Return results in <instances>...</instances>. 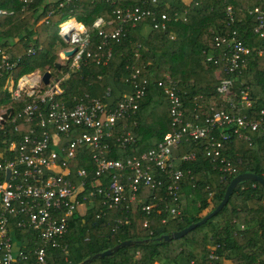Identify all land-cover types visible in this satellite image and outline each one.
Wrapping results in <instances>:
<instances>
[{"label": "trees", "instance_id": "1", "mask_svg": "<svg viewBox=\"0 0 264 264\" xmlns=\"http://www.w3.org/2000/svg\"><path fill=\"white\" fill-rule=\"evenodd\" d=\"M144 1L127 0L113 5L110 0H75L71 3L33 0L24 5L21 0H0V9L7 12L0 14V54L7 55L10 61L18 60V65L10 73L4 72L0 79V107H10L16 114L26 101L24 98L19 102L10 100L9 81L15 85L23 76L53 70L59 80L68 74L59 83L62 93L54 97L57 103L69 107L94 98L113 108L124 95L117 99H111L112 96L120 87L132 89L127 79L138 72L140 78L147 80L145 95L138 101L136 113L117 123L113 138L108 140V151L104 152L108 159L139 157L154 149L171 130L169 102L164 93L168 81L182 102L185 122L203 125L207 115L229 111L228 104L217 91L218 73L222 78L233 80L235 93L248 88L252 106L245 108L242 114L259 118L260 112H264V41L253 33L254 21L248 12L254 7L264 8V0H194L189 7L181 0H175L169 8L163 0L156 8L158 18L161 14L172 18L174 12H186L185 21L171 19L166 30H152L146 38L141 36L140 29L144 23L151 25L148 18L135 25L124 24L118 41L105 40L93 27L97 18L115 20V9L143 6ZM228 6L234 11L231 26L227 25ZM69 18L83 24L90 37L88 51L91 56L84 57L74 72L69 71V65L61 66L59 70L55 67L59 59L58 47L67 46L58 34L59 26ZM117 24L104 26L105 33L113 31ZM232 30L237 32L239 40L252 48L245 56V68L228 75L221 59L225 50L223 46H215L214 38L217 33ZM169 33L174 36L171 38ZM51 77H54L52 73ZM262 117L264 120V114ZM32 125L23 119L6 125L0 132V150L6 146L1 141L19 142ZM127 128L133 137L121 147L117 139L126 135ZM220 132L228 135L221 157L235 172H222L219 159L204 155L205 141L185 142L177 154L194 152L196 160L177 164L178 169L190 171L179 183L180 215L170 216L168 198L157 202L149 215L142 212L137 203L127 211L116 212L103 207L100 199L95 198L92 204L86 203L87 210L83 215L78 213L69 219L68 232L61 240L67 248L66 254L48 246L44 264H79L95 254L113 250L125 241L132 244L88 264H264V186L256 181L238 184L218 214L182 238L158 240L197 223L215 209L235 176L250 173L264 179V121L256 132L245 133L249 140L233 134L231 129L222 128H217L211 137L218 138ZM71 140L72 135L62 136L61 145L65 146ZM90 156L89 150L78 149L76 160L68 162L72 175L79 168L90 173L86 189L95 185L92 177L95 164ZM110 175L105 174V184ZM117 219L128 223L113 231ZM13 236L28 255L26 260L15 264H36L33 254L29 253L35 235L31 231L15 229ZM211 248L219 260L208 259Z\"/></svg>", "mask_w": 264, "mask_h": 264}, {"label": "built area", "instance_id": "2", "mask_svg": "<svg viewBox=\"0 0 264 264\" xmlns=\"http://www.w3.org/2000/svg\"><path fill=\"white\" fill-rule=\"evenodd\" d=\"M21 1L28 5L33 0ZM73 1L65 0L66 3ZM162 1L145 0L143 6L115 9V20L97 18L93 27L105 40L118 41L123 33L122 26L127 23L135 25L148 18L152 21V30H166L171 19L185 21L183 13H173L172 18L161 14L158 18L156 8ZM6 13L0 9L1 15ZM226 14L227 25H233L234 11L231 6L227 7ZM248 14L254 21L253 33L264 41V8L254 7ZM115 22L118 23L117 27L105 33L104 26H113ZM58 34L68 45L67 50L75 49L67 65L69 71L74 72L84 57L91 56L88 51L90 37L85 26L75 18L60 24ZM236 34L232 30L217 33L214 38L215 46H223L225 50L221 59L228 75L245 68V56L252 48L239 40ZM65 35L67 40L64 39ZM169 36L172 38L174 34L169 33ZM17 65L18 60L10 61L7 55L0 54V79L4 72L10 73ZM42 75L37 71L23 76L15 85L12 81L8 82L11 85H7L10 100H26L19 112L14 114L11 108L12 112L7 113L10 107H0V132L4 131L6 125L15 124L19 119L33 124L19 142L11 141L8 144L6 140L1 141L6 146L0 150V264H15L28 257L14 240L15 229L31 231L35 235L29 253L33 254L36 264H44L48 246L61 249L66 254L67 248L61 244V240L68 232L69 219L78 213L83 215L87 210L86 203L92 204L95 198L100 199L103 207L116 212H122L123 209L127 211L133 203H137L146 215L156 208L157 202L168 198L170 216L180 215L179 183L190 171L178 169L177 164L196 160L194 152L181 156L177 154L184 143L205 141L204 155L213 160L219 159V169L226 174H233L235 170L231 164L221 157L223 142L228 139V135L225 132H220L218 138L211 135L217 128L231 129L233 134L249 140L245 133L256 132L264 121L263 111L259 118L242 114L245 108L252 106L248 88H242L239 94L235 93L232 90L233 80L222 78L218 73L220 84L217 91L228 104L229 111L220 110L207 115L203 125L185 122L182 102L173 84L168 81L164 93L169 102L171 130L154 149L139 157L108 159L104 156L109 148L108 140L113 138L119 121L136 113L138 101L145 95L147 80L140 78L138 72L132 73L127 79L132 85L130 93L125 94L113 108L94 98L66 107L57 103L54 97L62 93L59 83L68 74L57 81L51 77L48 85L42 83ZM71 135L72 140L62 146L61 137L68 138ZM132 137V132L127 128L126 135L118 138L117 142L124 147ZM83 148L89 150L95 164L92 175L95 185L90 189H86L90 173L85 168H79L72 175L68 164L76 160L78 149ZM106 173H111L107 184L103 180ZM161 189H164L163 193ZM127 223V220L117 219L112 230L117 231L120 225ZM146 225L147 221L144 227ZM208 259L219 260L214 248L210 249Z\"/></svg>", "mask_w": 264, "mask_h": 264}, {"label": "water", "instance_id": "3", "mask_svg": "<svg viewBox=\"0 0 264 264\" xmlns=\"http://www.w3.org/2000/svg\"><path fill=\"white\" fill-rule=\"evenodd\" d=\"M64 39L67 40L68 37L65 35ZM75 53V49H70L67 51H64L63 55H64V59L68 60L70 59L73 54ZM67 62L64 63V66H67ZM62 66L61 63H55V67L59 70L60 67ZM51 79V73L49 71H45L43 72L42 75V83L44 85H48ZM55 80L57 81L58 78L56 77ZM12 109L8 108L7 109V113H11ZM6 118V115H4V119ZM245 181H256L261 183L264 186V179L254 175V174H250V173H245V174H240L235 176L229 183L226 192L224 194V197L222 199V201L220 202V204L213 209L210 213H208L207 215H205L200 221H198L197 223L191 224L190 226H188L187 228L183 229L182 231L179 232H174L171 235H164L160 238H158L159 241H169L170 239H180L183 236H185L187 233H189L190 231H192L193 229H195L198 226H201L203 224H205L209 219H211L212 217H214L216 214H218L222 208L227 204L232 192L234 191V189L236 188V186L242 182ZM130 244H132L131 241H125V242H121L119 243L113 250H117L119 248H123V247H127ZM113 250H107L105 252L99 253V254H95L91 259H87L79 264H88L90 263L92 260L100 258V257H104V256H109Z\"/></svg>", "mask_w": 264, "mask_h": 264}, {"label": "crops", "instance_id": "4", "mask_svg": "<svg viewBox=\"0 0 264 264\" xmlns=\"http://www.w3.org/2000/svg\"><path fill=\"white\" fill-rule=\"evenodd\" d=\"M53 1H55V0H53ZM111 2V4H113V5H116L118 2H126L127 0H110ZM174 1L175 0H164V5H165V7H167V8H169L170 6L172 7V5H173V3H174ZM194 0H181V2H182V4L184 5V6H187V7H189L190 5H191V3L193 2ZM174 13H177V12H174ZM182 14V13H181ZM183 14H186V12H183ZM152 32V28H151V26L148 24V23H144L143 25H142V27H141V29H140V34H141V36L142 37H144V38H146L150 33ZM65 43V42H64ZM66 44V43H65ZM68 49V45L66 46V48H63L61 51H63L62 52V54L64 53V51H66ZM58 61L59 60H63L65 63L67 62H69V59L68 60H66V59H62L61 58V54H58ZM59 63V62H58ZM68 65V64H67ZM62 66H64V65H62ZM39 72V71H38ZM40 73H43V72H40ZM53 79L54 78H56V77H52ZM109 89H107V91H108ZM130 88L129 87H120L119 88V90L116 92V94H114L113 96H112V98L111 99H117L118 97H120V96H122V95H125V94H129L130 93Z\"/></svg>", "mask_w": 264, "mask_h": 264}, {"label": "rangeland", "instance_id": "5", "mask_svg": "<svg viewBox=\"0 0 264 264\" xmlns=\"http://www.w3.org/2000/svg\"><path fill=\"white\" fill-rule=\"evenodd\" d=\"M57 50H58V54H61V58L63 59L64 55L62 54L63 51H61L62 48L58 47ZM57 62L61 63L62 65H64V63H65L63 60H59ZM51 73L54 75V77L56 76L53 70H51ZM8 85H9V87L11 86L10 84H8Z\"/></svg>", "mask_w": 264, "mask_h": 264}]
</instances>
